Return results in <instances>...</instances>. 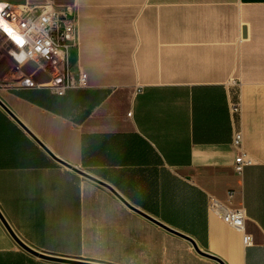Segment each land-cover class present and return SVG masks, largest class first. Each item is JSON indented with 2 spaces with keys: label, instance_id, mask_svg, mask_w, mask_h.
<instances>
[{
  "label": "crops",
  "instance_id": "crops-1",
  "mask_svg": "<svg viewBox=\"0 0 264 264\" xmlns=\"http://www.w3.org/2000/svg\"><path fill=\"white\" fill-rule=\"evenodd\" d=\"M73 1L58 4L78 17L71 66L86 85L0 86V211L13 231L69 259L221 264L53 154L225 264H264V0ZM237 131L253 158L241 172ZM213 198L245 209L243 230ZM0 264L73 263L27 251L0 218Z\"/></svg>",
  "mask_w": 264,
  "mask_h": 264
},
{
  "label": "built area",
  "instance_id": "built-area-1",
  "mask_svg": "<svg viewBox=\"0 0 264 264\" xmlns=\"http://www.w3.org/2000/svg\"><path fill=\"white\" fill-rule=\"evenodd\" d=\"M0 17L7 22V28L14 30L11 38L1 30L5 39L21 49L28 59L45 67L48 65L52 69L53 81L48 87L53 93L63 95L71 88L86 85L87 73L80 69L76 78L72 71L71 50L79 42V21L70 7L51 0H26L19 4L0 2ZM3 28L0 23V29ZM17 36L23 40L21 46L13 42ZM233 108L239 109L236 105ZM242 142L243 134L237 131L234 144L240 152L236 156L234 168L238 172L253 162V158L242 147ZM230 195H233V192ZM209 209L220 215L228 224L244 229L246 211L243 207L227 209L218 199L213 198ZM252 238L251 234L244 233L245 243H250Z\"/></svg>",
  "mask_w": 264,
  "mask_h": 264
},
{
  "label": "rangeland",
  "instance_id": "rangeland-1",
  "mask_svg": "<svg viewBox=\"0 0 264 264\" xmlns=\"http://www.w3.org/2000/svg\"><path fill=\"white\" fill-rule=\"evenodd\" d=\"M49 1V0H38ZM56 4H73V0H51ZM23 56V59L18 57ZM52 69L43 66L26 57L25 53L5 39L0 30V86L21 85L27 82H37L48 86L52 81Z\"/></svg>",
  "mask_w": 264,
  "mask_h": 264
},
{
  "label": "water",
  "instance_id": "water-1",
  "mask_svg": "<svg viewBox=\"0 0 264 264\" xmlns=\"http://www.w3.org/2000/svg\"><path fill=\"white\" fill-rule=\"evenodd\" d=\"M28 83V82H27ZM30 83V82H29ZM0 105H2L5 109L8 110V108L6 107V105L1 101L0 99ZM9 111V110H8ZM52 154V153H51ZM52 156L57 159L58 161H60L61 163H63L64 165H66L67 167L71 168L72 170H74L75 172L91 179L94 180L95 182H98L102 185H104L105 187H107L108 189H110L117 197H119L123 202H125L129 207H131L132 209H134L135 211H137L138 213L142 214L143 216L147 217L148 219L154 221L155 223L159 224L160 226L164 227L165 229L189 240L192 245L194 246V248L196 249V251L198 253H200L201 255L213 258L218 260L221 264H225L224 261H222V259L212 255L211 253L205 251L204 249H202L197 241L190 237L189 235H187L186 233L179 231L173 227H170L169 225H167L166 223H163L161 221H159L158 219H156L155 217L149 215L148 213L142 211L141 209L133 206L131 203H129L111 184L107 183L106 181H103L102 179L96 177L95 175L89 173L88 171L77 167L75 165H71L59 158H57L55 155L52 154ZM0 218L2 219V221L4 222V224L6 225V227L8 228V230L10 231V233L12 234V236L16 239V241L27 251L31 252L32 254L39 256L41 258H45V259H49V260H54V261H59V262H65V263H73V264H107V263H101V262H95V261H88V260H79V259H69V258H64V257H57V256H52V255H47V254H43L40 253L38 251H36L35 249H33L32 247H30L29 245H27L26 243H24L17 235L16 233L13 231L12 227L9 225L8 221L6 220V218L4 217V215L2 214V212L0 211Z\"/></svg>",
  "mask_w": 264,
  "mask_h": 264
},
{
  "label": "snow or ice",
  "instance_id": "snow-or-ice-1",
  "mask_svg": "<svg viewBox=\"0 0 264 264\" xmlns=\"http://www.w3.org/2000/svg\"><path fill=\"white\" fill-rule=\"evenodd\" d=\"M0 23H7V22L3 21L2 17H0ZM0 30H3L5 32V35H8L10 38L12 37V32L14 31L7 27H4L3 29H0ZM13 42L16 43L17 46H21L23 43V40L21 37L17 36L13 39ZM18 59L22 60L23 56L18 57Z\"/></svg>",
  "mask_w": 264,
  "mask_h": 264
},
{
  "label": "bare ground",
  "instance_id": "bare-ground-1",
  "mask_svg": "<svg viewBox=\"0 0 264 264\" xmlns=\"http://www.w3.org/2000/svg\"><path fill=\"white\" fill-rule=\"evenodd\" d=\"M2 25H3L4 27H8V25H7L6 23H2Z\"/></svg>",
  "mask_w": 264,
  "mask_h": 264
}]
</instances>
